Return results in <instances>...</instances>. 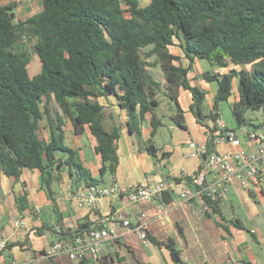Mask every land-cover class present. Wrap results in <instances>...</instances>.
I'll return each mask as SVG.
<instances>
[{"label":"trees","instance_id":"1","mask_svg":"<svg viewBox=\"0 0 264 264\" xmlns=\"http://www.w3.org/2000/svg\"><path fill=\"white\" fill-rule=\"evenodd\" d=\"M16 6L15 1L0 3V179L5 175L19 182L24 168L36 170L50 196L52 183L63 175L76 187L113 175L121 128L106 129L101 97L117 100L126 113L127 130L140 139L147 115L151 137L163 125L155 112L159 94L176 105L170 120L186 130L178 95L180 89L189 91V111L204 128L201 166L215 150L214 127L207 120L215 126L219 102L228 101L235 83L237 96L230 109L238 126L247 123L245 110L264 107V0H147L146 5L139 0H42L40 11L14 21ZM25 43H31L40 62L33 76L28 72L32 53L22 47ZM174 48L182 51L187 65ZM198 60L225 71L202 70L190 77ZM158 67L163 81L153 73ZM197 80L216 83L206 113L202 105L207 91ZM67 122L77 137L88 132L94 138L98 178L81 163L78 149L66 144ZM147 144V152L156 156L151 139ZM249 194L255 200L254 192ZM27 195L26 190L14 195L19 211L28 206ZM203 199L209 214L222 215L220 199ZM99 226L83 218L75 230L59 224L54 232L60 239ZM150 239L169 250L173 264L182 263L173 240Z\"/></svg>","mask_w":264,"mask_h":264},{"label":"crops","instance_id":"2","mask_svg":"<svg viewBox=\"0 0 264 264\" xmlns=\"http://www.w3.org/2000/svg\"><path fill=\"white\" fill-rule=\"evenodd\" d=\"M12 1L17 3L13 10L14 21L29 18L40 11L42 4V0H0V3L5 5ZM173 50L182 57V63L185 65L184 60L187 58L182 51L179 48ZM195 64H200V60L195 61L194 67ZM195 68L193 72L198 74ZM200 82L202 81L197 80L205 90L210 87V84L205 82L202 86ZM99 102L104 106L105 119L107 117L111 119L110 128L106 126L104 119L106 129L110 130L114 125H120L121 128L116 144L118 155L116 171L113 175L106 174L102 183L116 182L122 190L135 182L151 185L164 179L174 183L173 188L164 193L161 200L162 209L153 201L128 203L123 194L101 198L92 208L78 207L66 197L69 189L76 188L68 175H63L60 180L52 183L50 196L41 188L39 172L36 170L24 168L19 182L2 175L0 233L9 239V245L7 244L8 247L3 252L5 260L15 259L25 264L31 256L34 264H80L79 259H70L66 254L49 259L45 257L48 246L58 239L54 230L56 231L59 224L65 229L75 230L83 218L99 222L101 216L113 213L122 215L134 224L136 215L143 212L147 220L146 239H140L138 234L129 228L119 227L120 235L113 243V248L108 244L102 245L98 258L87 257V264H103L104 259L107 260L105 264H173L169 250L152 242L151 237L161 242L173 240L175 248L180 252L181 264H241L243 260L251 261L253 264H264V222L260 220V217L264 216V211L261 212L249 194V191L254 193L259 191L264 204V171L258 183L248 181L247 189L241 188L235 178L230 181L226 195L219 200L221 216L217 213L209 214L204 210L200 198L194 197L184 201L179 197L186 183L185 180L177 179L181 175H190L201 167L200 155L190 154L194 152L195 145H205L204 128L195 121L189 111L191 102L189 91L180 89L178 103L185 119L188 116L186 120L190 125L186 124V130L174 126L171 136L173 144L168 145L155 143L157 132L153 137L150 136V115H147V119L141 125L139 139L127 130L126 113L119 109L114 97H110L109 100L101 97ZM161 121L164 125L163 119ZM67 124L70 123L67 122L65 126L66 144L78 149L81 163L90 170L93 177L98 178L100 160L93 151L94 138L88 132L77 137L72 126L69 127ZM227 126L234 129L233 125ZM149 139L156 147V156H152L146 150ZM235 148L228 143H221L216 149L224 152ZM164 152L168 155L163 156ZM191 189H194L193 186ZM23 190L28 194V206L19 211L15 205L14 195L22 193ZM174 200L179 202L174 205ZM237 203L241 212H235ZM227 204L231 208L232 216H227L224 209ZM19 217L23 219L24 227L14 229L10 221Z\"/></svg>","mask_w":264,"mask_h":264},{"label":"built area","instance_id":"3","mask_svg":"<svg viewBox=\"0 0 264 264\" xmlns=\"http://www.w3.org/2000/svg\"><path fill=\"white\" fill-rule=\"evenodd\" d=\"M258 124V123H257ZM213 128V143L215 150L207 155L203 166L199 167L190 175L180 176L186 186L179 193L181 200L189 201L197 197L201 199L204 210L208 209L207 202L222 199L227 192L230 181L235 178L240 187L247 189L248 181L259 182L264 171V122L256 128L241 133H236L219 118ZM221 143H228L235 146L234 150L220 152L216 148ZM249 146H252L250 148ZM205 151V146H196L190 155H200ZM210 176V179H208ZM189 180H188V179ZM174 183L166 180H159L154 184L132 183L126 189H120L116 182L107 184H92L69 189L66 197L72 200L78 207L92 208L97 200L112 195L123 194L128 203L136 204L142 201H153L162 209L161 200L164 193L173 188ZM193 186V190L191 189ZM179 201L174 200V205ZM100 226L97 228L77 233L74 236H67L52 242L45 251L47 259L57 255L66 254L70 259H85L87 257L98 258L101 247L104 244L113 248V243L119 237V227L129 228L135 231L140 239H146L145 227L147 220L143 212L136 215V221H130L118 213L103 215L99 219ZM14 229H22L24 221L17 218L10 221ZM59 230V227H57ZM9 242L8 237L0 233V264H22L15 259L5 260L3 252ZM28 257L25 264H34ZM218 264V263H214Z\"/></svg>","mask_w":264,"mask_h":264},{"label":"rangeland","instance_id":"4","mask_svg":"<svg viewBox=\"0 0 264 264\" xmlns=\"http://www.w3.org/2000/svg\"><path fill=\"white\" fill-rule=\"evenodd\" d=\"M146 2H147V0H140V3L142 5L146 4ZM22 47H24L26 50H28L29 53L30 52L32 53L30 55V58H31L30 63L28 64V72H29L30 76H33L34 74L39 72V69H40L39 59H38L37 55L33 53L31 43L22 44ZM19 48H20V46H19ZM184 63H185V65H187L188 60L185 59ZM195 67H193V68L197 69L196 73H198L202 70H212V69L224 71V69H221L219 67H211L205 60H200V64H198V65L195 64ZM152 70H153L154 75L163 81L161 69L158 67V68H155ZM193 70H191L189 73V75L191 77L195 74L193 72ZM200 83L203 86V84L205 82L202 81ZM196 84L199 85V83H196ZM208 84H210V87H207L206 90L209 92H207L204 103L202 105V111L205 113L209 112V110L211 109L213 97L215 95L214 92L216 91V83H208ZM213 93H214V95H213ZM236 96H237V89H236V83H235L233 86V89H232V94L229 97L228 101L219 102V105H218V109H219V113H220V119L223 121V123L227 124V125H233L236 133H241V132H244L247 130H251L253 128V126H252V124H249V121H250V123H255V124L256 123H262V121L264 120V107L255 108V109L249 108V109L245 110L243 115L246 118L247 123L245 125H241V126L240 125L238 126L236 124V121H235L233 114L231 112V109H230V102H233L235 100ZM158 98L161 101H160V105L156 108L155 112H156V115L160 119H163L164 125L158 129L157 134L155 136V143L160 144V145L173 144L171 141L172 131H173L174 126L175 127H177V126L170 120V116L177 112L176 111L177 108H176V105L170 99L166 98L163 94H159ZM110 109L112 111H114L113 108H110ZM113 113L115 114V112H113ZM163 114H165V115L163 116ZM166 114H168V115H166ZM187 118H188V116L186 117V119ZM186 119H185V123L190 125L189 121ZM105 124L108 128H110L111 119L107 117L105 119ZM207 124L209 126L214 125L212 120H207ZM67 126L70 127L69 124H67ZM68 130H69V128H68ZM79 160H81L80 157H79ZM254 195H255V201H256L257 205L259 206V209L263 213L264 204L261 201V193L259 191H256L254 193ZM227 205L224 207V209L227 213V216H232L231 208L229 205L228 206ZM236 211L241 212L239 203H237V205L235 206V212ZM260 220L262 222H264V216H261ZM249 239H250V236H249Z\"/></svg>","mask_w":264,"mask_h":264}]
</instances>
